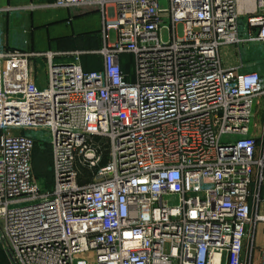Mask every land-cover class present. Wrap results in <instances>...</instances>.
Instances as JSON below:
<instances>
[{
    "label": "built area",
    "instance_id": "built-area-1",
    "mask_svg": "<svg viewBox=\"0 0 264 264\" xmlns=\"http://www.w3.org/2000/svg\"><path fill=\"white\" fill-rule=\"evenodd\" d=\"M54 7L102 14L104 47L91 53L103 68L85 71L84 52L7 48L0 8V243L11 264H264V55H246L264 53V0ZM37 150L51 153V180L35 173Z\"/></svg>",
    "mask_w": 264,
    "mask_h": 264
},
{
    "label": "crops",
    "instance_id": "crops-1",
    "mask_svg": "<svg viewBox=\"0 0 264 264\" xmlns=\"http://www.w3.org/2000/svg\"><path fill=\"white\" fill-rule=\"evenodd\" d=\"M54 3L55 0H0V8L5 10L3 32L6 47L36 54L84 52L82 63L85 71L101 70L102 57L91 52L104 47L102 14L92 7L58 9ZM31 6L37 8L31 10ZM246 55L248 61H255L261 59L264 53L261 46H254ZM232 63L233 67L239 66L241 59H225L227 67ZM37 64L44 65L46 71L44 58L37 59ZM261 71L264 73V65ZM0 264H11L8 251L2 243Z\"/></svg>",
    "mask_w": 264,
    "mask_h": 264
},
{
    "label": "rangeland",
    "instance_id": "rangeland-1",
    "mask_svg": "<svg viewBox=\"0 0 264 264\" xmlns=\"http://www.w3.org/2000/svg\"><path fill=\"white\" fill-rule=\"evenodd\" d=\"M114 37V33H112ZM166 37V35H165ZM38 65V64H37ZM231 65V66H230ZM228 65L229 67H233V63ZM37 74L39 78L40 86L44 87L46 82V71L44 70V65L37 66ZM51 157V153L42 155L38 150L35 153V173L37 177L46 178L47 180L52 179V174L50 173V165L49 158ZM264 252V224H259L256 233V242H255V261L258 262L262 259ZM259 264L261 262H258Z\"/></svg>",
    "mask_w": 264,
    "mask_h": 264
},
{
    "label": "trees",
    "instance_id": "trees-1",
    "mask_svg": "<svg viewBox=\"0 0 264 264\" xmlns=\"http://www.w3.org/2000/svg\"><path fill=\"white\" fill-rule=\"evenodd\" d=\"M124 69H125V70H129V68L127 69V68H125V67H124ZM41 154H42V153H41ZM46 154H48V153H46ZM42 155H44V154H42ZM48 160H49V164H51V157H50ZM34 169H35V161H34Z\"/></svg>",
    "mask_w": 264,
    "mask_h": 264
}]
</instances>
